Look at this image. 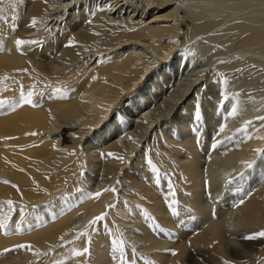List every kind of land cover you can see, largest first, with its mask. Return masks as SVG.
<instances>
[{"label": "bare ground", "instance_id": "6f19581e", "mask_svg": "<svg viewBox=\"0 0 264 264\" xmlns=\"http://www.w3.org/2000/svg\"><path fill=\"white\" fill-rule=\"evenodd\" d=\"M218 3L4 0L0 4V92L30 90L33 75L52 82L43 84L51 87L44 94V105L22 104L19 95L2 105L6 109L0 108V160L43 158L42 164L29 171L41 186L47 177L53 180L59 174L75 173L62 198L53 202L70 203L74 197L77 202L50 205L58 214L56 221H50L47 206L38 212L48 223L35 226L37 215L31 213L24 224L33 225L30 233L26 230L21 235L38 244V254L59 246L41 264H184L189 248L196 252L191 256H200L205 264H264V237L259 235L264 232V26H260L264 13L238 15V21L224 23L226 28L209 37L216 44L225 41L237 53L259 56L250 58L253 66L236 78H230L227 70L233 67L221 62L224 57H217L218 50L205 58L211 65L207 71L206 63L194 62V46L182 48L183 53L178 49L183 45L177 39L182 20L177 15L179 7L185 8L186 16L200 11L210 18L195 24L186 35L189 39L217 24L216 18L225 9ZM122 17L125 24L123 19L118 22ZM33 20L40 30L43 27L38 36L32 33ZM48 22L54 25L44 28ZM30 36L37 40L17 44ZM203 46L200 43L196 48ZM55 81L60 82L58 89L53 87ZM127 94L129 99L119 107ZM19 111H25L36 128H31L27 142L23 138L5 143L7 136L21 129L15 122L8 124ZM132 125L148 134L143 146L138 145L140 141L127 144L124 140ZM66 128L79 130L70 132L74 145L84 134L93 135L85 142L83 163L74 152L77 147L62 144ZM35 130L39 133L34 134ZM35 142L42 144L34 147ZM103 142L108 145L97 151L95 147ZM102 156L111 162L105 173L109 181L127 168L109 186L115 191L105 185L95 188L84 176V172L99 171L98 162L93 161ZM46 163L51 167H45ZM119 188L125 189L119 196L122 199L116 193ZM124 200L131 202L127 205ZM117 213L124 223L111 224L107 234L100 230L103 221L91 224L104 215L109 225V217ZM177 234L185 235V243H176ZM113 235L117 243L111 240ZM66 240L69 245H60ZM132 246L141 254L136 256ZM76 250L83 255H74ZM123 251L126 254L121 258ZM22 257L21 250L3 253L0 264L9 259L22 261Z\"/></svg>", "mask_w": 264, "mask_h": 264}, {"label": "rangeland", "instance_id": "374dc122", "mask_svg": "<svg viewBox=\"0 0 264 264\" xmlns=\"http://www.w3.org/2000/svg\"><path fill=\"white\" fill-rule=\"evenodd\" d=\"M81 1H84V0H81ZM212 1H214L218 5H219L218 2L220 1L221 2L220 5H223L224 8H225L224 11H223V14H221L220 17L216 18L217 24H214L213 26L209 27V29H206L207 31L205 30L204 32L198 33V34H196V35H194V36H192L190 38L188 37L189 39H187L186 35L190 31V29L195 24H199V23H201L203 21L204 22L208 21V20H210V18L205 16L206 13L201 14L200 11H196L193 15L188 14V16H186L185 8L182 7V6L179 7V9L177 10V15L179 17H182V20L180 21V23L178 25V31L180 33L177 35V39L181 43H183V45H182V47L181 46L178 47V49L181 52L182 48H185L187 46H194L195 49H196L195 50L196 52H195L194 62L197 65H204V63H206V62H204V61H206L205 58L206 57H211L213 55L212 53H214L213 51L216 52L218 50V52H221V54H219V56H217V57L218 58L221 57V56L224 57L221 60V62L223 64L231 65V67H233L232 69L230 68V69L227 70V71H229L230 78H232V77L236 78L237 76H239V74H242L243 71H249L250 70L251 66H253L251 64L252 61L250 60V58L251 59L254 58L255 54H254V56L253 55L250 56V54L249 55L248 54L244 55V54H241L239 52L237 53L236 52L237 49L229 48L228 43H226L225 41L220 42L221 44L220 43L216 44V43H214L213 40H210L209 37L216 36L217 35L216 32L220 30L218 32V33H220L224 29V27L226 28L227 25H229L230 22H232L234 20L238 21V19H236L238 17V15H243V14L254 15V14L264 13V0H234V1L212 0ZM98 3H99V1L96 2L97 5H98ZM70 4H71V6L74 5L73 2L70 3ZM128 9L131 10V7H128ZM254 11L257 12V13H255ZM252 13H254V14H252ZM133 20H131V21L136 22V19L133 18ZM211 20H213V19H211ZM120 21L121 22L125 21L124 17H122L121 19H118V22H120ZM227 21H229V22H227ZM129 23H131V22H129ZM224 23H226L227 25L224 24ZM49 24L50 23L48 22L46 25H44V28L46 26H49ZM53 25H54L53 23L50 24V26H53ZM260 26H264V22H261ZM33 28H34L35 31L32 32V33H35L37 36H38L37 33H39L40 31L43 30L42 29L43 27L40 30V28H38L36 23L34 24ZM36 28H38V30H36ZM35 37L36 36H30V37H27V39H25L26 42H29L28 45L31 44L30 42H35L37 40ZM200 43L203 44L204 46L201 47V48H196ZM139 45H141V44H139ZM207 45H208V47H210V46L211 47L207 48L206 47ZM220 46H221V48H219ZM214 47H216V48H214ZM203 48H204V50H203ZM139 49H141V48H139ZM231 49H232L233 52L231 51ZM221 50H224V51L222 52ZM230 52H231V54H230ZM181 53H183V52H181ZM222 53H224V54L222 55ZM257 57H259V56H256L255 58H257ZM206 64L208 65V68H206V69H207V71H209L210 68H211V65H210V63H206ZM253 68L254 69H252V73L255 72V70H256L255 66ZM258 68L261 69L262 67L260 68L258 66ZM257 73H258V71H257ZM253 75L254 74H252V76ZM36 78L37 77H35L33 75L32 79L30 80V82L31 83L33 82L34 86L32 85V87H34V89H36L38 93L32 87L30 88V90H28L26 92H24V90H22V91H19V92H12V94L10 93L11 90L8 89V93L6 92L7 94H5V95H4V93H5L6 90H3L2 92H0V97L2 96L0 98V103H2L3 101L4 102L2 104H0L1 105L0 108H3L5 110L6 107L5 106L2 107V105L5 102H6V104L10 103V101L13 100V98H15L18 95L20 97L23 92H24L23 93L24 95H27L29 92L33 93V104H31V105L27 104L28 106L37 108L40 105H44V103L42 104V102H44L43 100L45 98L44 94L51 88L49 85H51L52 82H50V81H48L46 79V81H44V82L47 83V81H48L50 84L48 83L49 85L48 84L43 85L44 84L43 79L42 78H37L36 79ZM247 79H248V76L245 77V80H247ZM34 83L37 84V85L39 84V86L37 87V85H35ZM54 84L55 85L53 87L57 88L60 85V82L55 81ZM38 88L40 89L41 93H39ZM10 89L15 91L14 87H10ZM14 95H15V97H14ZM7 97H8V99H6ZM37 97H38V99H37ZM128 97H129L128 94L126 96H123V98L121 99V101L119 103V107H122L124 105V102L127 99H129ZM41 98H42V100H41ZM24 112L25 111L16 112L15 113L16 116L14 115V117H15L14 120L11 121V122H8V124H11V123H14V122L17 123L16 125L21 127V129L19 130V132L13 133V137L11 135H10L11 137L7 136V138H5V141H7V142H5V143H8L9 141H12L13 139H15L17 141H20L22 139V141H23V138H24L25 142H27L29 139H27L26 137L28 136V138H29L30 135L32 136L33 131L31 132V130L33 128H36L35 127V123L33 124L34 121H31V120L27 119L26 112L25 113ZM114 114H115V112L113 113V116H114ZM28 120H29V122H28ZM101 126L102 125H99V128H101ZM89 129H92V126ZM127 130L131 132V134H130V132H127V134L125 133L127 135V137L124 140L127 141V144L130 142V140L138 141V142L140 141V143L138 144L139 146H143L144 144H146V138H148V134L145 135L144 132L143 131L141 132V130L139 128H137L135 125L129 126V128ZM133 130H134V133H133ZM71 131H73L74 133H76V132L78 133L79 132V130L77 128H74V129L66 128L61 133L62 144H65V145H67L69 147L73 146V148L77 147L76 150L74 149V152L75 151L78 152V154L80 155L79 160H80V162L83 163L84 162L83 158H85L84 156L86 155V143L85 142H87V140H89L93 135L91 134V132L84 134L82 139H78L80 141L77 140V142L75 143L76 145H74V141L71 140V138L69 136ZM114 132H116V130ZM36 133H39V132H36V130H35L34 134H36ZM130 135H132V136H130ZM9 138H10V140H9ZM111 138H112L111 136L108 138V141H107L108 143L111 142L110 141ZM107 142H105V143L103 142L104 144L101 143V146H96L95 149L97 151H99V148L105 147V146L108 145ZM39 144L41 145L42 142H40L38 144H37V142H35L34 147H36ZM93 145L94 144H92V146ZM97 154H95V155L97 156ZM33 157L23 156V159H21V160H19V158L6 157L5 160H0V220H5V222H6V227L0 228V254H3V253L11 254V253H13L15 251H18V250H21L23 252L22 261L9 259L7 264H41L46 257L54 254L57 251V248L59 246L49 250L46 253L38 254V250H39V247L37 246L38 244H34L31 240H29V239L27 240L26 236H23L24 234H27V231H29V230L30 231L28 233H30L31 229H29V227L31 228V226H33L30 223H29V225L26 224L24 226L25 222L28 223L26 221V219L29 216V214L31 215V213H34L35 215H37V219H36L37 223L35 224V226H39V223H40V225H42L44 222L48 223L47 221H44L45 217L40 215L42 213L38 212V211H42V210H39L40 208H43V207L47 208V206L49 208L50 205L51 206L52 205H58L59 207L60 206L63 207V205L64 206H69V205H73V204H75L77 202V197H74L73 200L70 201V203L68 201L66 203V200L60 201V204L62 202L61 205H59L57 202L56 203L53 202L54 198H56V197L62 198V195L65 194V193L63 194V192L67 190V186L69 184V181H71L73 179L75 173L72 174V175H70V174L66 175L68 173L59 174V175L55 176V178L53 180H50L47 177L48 180H47V183H45L46 185L42 184V186H41L39 184V180L38 179L33 178V177L30 176V172L29 171H30V167L42 164L43 163V158L40 157V158L37 159L38 156L37 157L33 156ZM117 159H119V158H117ZM94 162H98L99 165H98L97 169H99L100 172L97 171L96 174H92L91 172H84L86 174V175L84 174V176L86 178H89V180H90L89 184H91L95 188L98 187L99 185H103V186L105 185V187H104L105 189L110 188L109 186L113 182H118V178L117 177L121 178V175H123L125 170H127V168H125V170H124V167L121 168V171L119 173H117V176L113 175L112 179L109 181L108 178L106 177L105 173L107 172L109 166H111V164L109 165V163H111V162L107 161L106 157L103 158V156L100 157V158H96L95 157V160L93 161V163ZM48 163L50 165V162H48ZM48 163H46L45 164L46 166L45 165L44 166L48 167L49 166ZM49 167H51V166H49ZM76 171L77 170H75V172ZM47 173H49V172H45L44 174H47ZM48 183H49V185H48ZM46 186H48V187H46ZM124 190L125 189L121 190V188H119L116 191L117 196H118L119 199H122L119 196H120V193L124 192ZM66 197H63V198H66ZM68 198H69V196H68ZM8 202H11V207H9V203ZM18 202L19 203H23L25 205H23V207H18V205H17ZM124 202H126V204L128 205L131 201H125L124 200ZM56 207H54V208L56 209ZM46 208H44L43 210H45ZM55 212H56V210L54 211L51 208H49V210L47 211L48 217L53 218L50 221H56L54 219V216L56 217L57 213H55ZM47 214H45L46 217H47ZM143 215L146 218L149 217V215H148V213L146 211L143 212ZM19 216H21L20 219H18ZM40 216H41L42 219L40 218ZM48 217H47L46 220H48ZM43 218H44V220H43ZM56 218L58 219V214H57ZM109 218H110V224L106 225L104 223V220H105L104 219L103 220V225L100 228L101 232H103V233L106 232V234H107L108 231L109 232L112 231V228L109 227L111 224L115 223L114 225L118 226L119 224H121V223L123 224L124 223V219L118 213L115 215V217H109ZM38 219H41V221L38 220ZM38 221H40V222H38ZM41 222H43V223H41ZM198 224H200V222H198ZM117 229H119V228H117ZM119 230H118V233L120 232V235H119L118 239L122 240V237H121L122 233ZM98 231H99V229H98ZM61 232H62V230H61ZM21 234H23V235H21ZM182 236H181V234L180 235L177 234V236H176L177 237L176 238L177 242L176 241L175 242L179 243V244L185 243L184 242V241H186L184 239L185 235H182ZM110 238H111L112 241H115L114 239H116V237L114 235L111 236ZM69 243H70V241L66 240V241H63V243L60 244V245H62L64 247V246L69 245ZM20 245H25V246H28V247H19ZM29 248L31 250H29ZM130 249L136 256L141 254L140 253V249H138V248H136L134 246H132ZM76 252H78V251L76 250L74 252V255H75ZM194 252H195L194 248H189L188 252L185 255L184 264H191L192 257L195 258L194 264H205L203 258H201L200 256H191V254H193ZM125 254H126V252L123 251L122 254H121V258H124ZM143 256H146V257L149 258L150 254L144 253ZM90 264H95V263L92 262ZM109 264H114V263H109ZM122 264H128V262L126 261V262H124Z\"/></svg>", "mask_w": 264, "mask_h": 264}, {"label": "snow or ice", "instance_id": "6c2138e0", "mask_svg": "<svg viewBox=\"0 0 264 264\" xmlns=\"http://www.w3.org/2000/svg\"><path fill=\"white\" fill-rule=\"evenodd\" d=\"M4 2V0H0V4H2ZM3 11V9L2 8H0V12H2ZM3 17L2 16H0V19H2ZM36 23V21L35 20H33V25ZM26 43H29V42H26V41H24V40H18L17 41V44L18 45H24V44H26ZM70 46H74V45H70ZM59 91V90H58ZM21 103L22 104H29V105H31V104H33V93H31V92H29L27 95H24L23 93L21 94ZM15 107V106H14ZM233 112H235V109H233ZM109 155H112V154H109ZM149 163H151V161H149ZM111 191H115V189H110ZM97 195V197H99L100 195H101V193H97L96 194ZM9 203V207H11V202H8ZM239 205H237V207H238ZM175 214H177L178 215V213H175ZM105 219V216L104 215H100V216H97L93 221H91V224L92 225H95V224H97L98 222H100V221H103ZM3 227H6V222H5V220H0V228H3ZM260 237H264V232H261L260 234ZM247 239H249V240H251V239H255L256 237H254V236H248V237H246ZM114 243H117V242H115L114 241ZM123 244V241H120L119 242V245H122ZM118 245V246H119ZM19 247H28V246H25V245H20ZM29 250H31L30 248H29ZM75 255L76 256H81V255H83V253L82 252H76L75 253Z\"/></svg>", "mask_w": 264, "mask_h": 264}]
</instances>
